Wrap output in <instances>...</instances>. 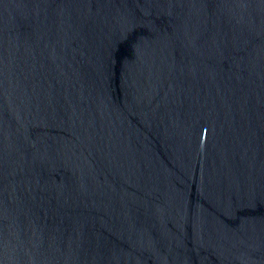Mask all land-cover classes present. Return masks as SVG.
Segmentation results:
<instances>
[{
	"label": "water",
	"instance_id": "95a60500",
	"mask_svg": "<svg viewBox=\"0 0 264 264\" xmlns=\"http://www.w3.org/2000/svg\"><path fill=\"white\" fill-rule=\"evenodd\" d=\"M0 264H264V0H0Z\"/></svg>",
	"mask_w": 264,
	"mask_h": 264
}]
</instances>
